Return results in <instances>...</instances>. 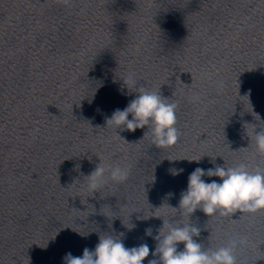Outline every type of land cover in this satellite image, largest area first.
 I'll return each instance as SVG.
<instances>
[{
	"label": "clouds",
	"instance_id": "1",
	"mask_svg": "<svg viewBox=\"0 0 264 264\" xmlns=\"http://www.w3.org/2000/svg\"><path fill=\"white\" fill-rule=\"evenodd\" d=\"M55 3L70 7L73 0H55ZM120 79L129 94L134 92L137 95L123 110L116 109L110 118H106V127H112L116 137L121 140L123 139L117 133V129L135 132L137 129L147 127L148 131L145 132L144 138L150 136L152 145L160 149L176 145L181 136L176 127L178 103L163 97L160 93L161 87L150 89L146 86H138L139 79L133 71L123 74ZM241 98H246L251 107L247 95ZM192 100L196 102L199 97L194 95ZM251 113L257 121L260 120V116L253 110ZM130 115L132 119H129ZM246 125L252 126L251 132L244 126L249 145H254L255 154L264 156V124L260 125L259 132L256 131V125ZM97 157L99 163L90 174L82 178L86 190L91 193L90 196L97 192L101 193L110 182L116 185L127 182L131 174L130 165L108 163L104 157ZM187 160L199 163L201 157ZM210 162L213 163V168L204 170L197 167L189 175L187 189L181 193L179 201L181 219L172 222L163 219L158 235L153 237L157 243L152 255L158 259L149 260L148 264H239L236 252L240 248L247 247L249 242L246 237L235 236L225 245L218 247L209 245L205 248L202 243L194 239L200 236L201 230L191 222L190 218L198 209L209 218L231 219L237 212L241 215H254L264 211V167L251 166L244 162L233 166H226L225 163L217 165L215 157ZM169 171L176 176L182 173L183 169ZM205 176L219 177L222 182L213 180L211 183H206L202 179ZM173 209L178 211L177 208ZM125 226L129 230L134 227L131 223ZM145 235L152 236V229H146ZM122 236L123 233L120 236L100 235L94 251L85 248L82 257H73L68 253L64 257L65 264H143L145 258L149 256V246L144 243L138 247L126 248L120 238ZM180 243L184 245L182 251H178L177 248Z\"/></svg>",
	"mask_w": 264,
	"mask_h": 264
}]
</instances>
